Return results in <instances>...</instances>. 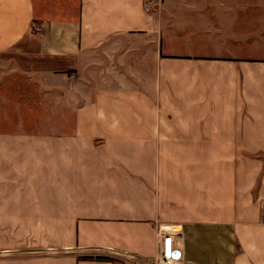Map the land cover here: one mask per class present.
I'll list each match as a JSON object with an SVG mask.
<instances>
[{
    "label": "crops",
    "instance_id": "0c3cea01",
    "mask_svg": "<svg viewBox=\"0 0 264 264\" xmlns=\"http://www.w3.org/2000/svg\"><path fill=\"white\" fill-rule=\"evenodd\" d=\"M72 5L0 0V264H264V0Z\"/></svg>",
    "mask_w": 264,
    "mask_h": 264
},
{
    "label": "rangeland",
    "instance_id": "374dc122",
    "mask_svg": "<svg viewBox=\"0 0 264 264\" xmlns=\"http://www.w3.org/2000/svg\"><path fill=\"white\" fill-rule=\"evenodd\" d=\"M56 4H64L65 6H74L78 0H46ZM7 101L3 108L1 116V128L8 129L9 124H18L25 122L27 124L34 123L38 120L39 107L34 104L35 92L31 87L29 80L18 73L13 75L8 80V85L5 89ZM6 150V148H5ZM4 153V151L2 152ZM117 262V261H116ZM117 264H120L117 262Z\"/></svg>",
    "mask_w": 264,
    "mask_h": 264
},
{
    "label": "built area",
    "instance_id": "2783aa9c",
    "mask_svg": "<svg viewBox=\"0 0 264 264\" xmlns=\"http://www.w3.org/2000/svg\"><path fill=\"white\" fill-rule=\"evenodd\" d=\"M152 8V2H144L146 12H151ZM157 234L158 250L155 255L141 256L114 250H109V253L120 264H186L181 232L167 226H159Z\"/></svg>",
    "mask_w": 264,
    "mask_h": 264
},
{
    "label": "trees",
    "instance_id": "16d2710c",
    "mask_svg": "<svg viewBox=\"0 0 264 264\" xmlns=\"http://www.w3.org/2000/svg\"><path fill=\"white\" fill-rule=\"evenodd\" d=\"M93 257H89V259H92Z\"/></svg>",
    "mask_w": 264,
    "mask_h": 264
}]
</instances>
